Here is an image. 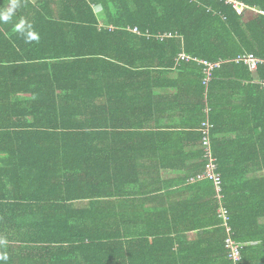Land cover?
Masks as SVG:
<instances>
[{
  "label": "trees",
  "instance_id": "obj_1",
  "mask_svg": "<svg viewBox=\"0 0 264 264\" xmlns=\"http://www.w3.org/2000/svg\"><path fill=\"white\" fill-rule=\"evenodd\" d=\"M18 3L0 23V264H179L169 235L191 231L217 238L199 264H264V0ZM175 158L185 190H211L212 223L178 221L190 204L163 223L162 198L140 190L162 186L150 161ZM219 201L233 239L257 243L241 262Z\"/></svg>",
  "mask_w": 264,
  "mask_h": 264
},
{
  "label": "crops",
  "instance_id": "obj_2",
  "mask_svg": "<svg viewBox=\"0 0 264 264\" xmlns=\"http://www.w3.org/2000/svg\"><path fill=\"white\" fill-rule=\"evenodd\" d=\"M33 2H37L38 0H31ZM8 6V4H6ZM258 15L259 13L255 10H247L246 13L243 15L246 16H254ZM152 162L153 172L157 174V171H155L157 168H160V181L162 182L161 188L158 186L155 187H147L144 189H140L146 193L149 194V196L153 197H161L162 198V208L163 210H167L169 213L167 217L162 218L163 223H172L176 224V222L173 220V215L177 217L181 210L185 209L186 207L192 205L194 209V213L190 216V218H178V221L182 222L183 225H206L208 223H212L211 216L207 215V213L202 211V206L205 203H208L211 197V190L210 189H193V190H185L186 188H189L190 186H186L183 183L182 180L186 179L188 176H190L191 172L188 170V167H186L183 164V160L179 159V161L175 159H170L169 162L164 161H150ZM167 166V167H166ZM172 168H176L178 171H173ZM193 182V181H192ZM215 188V186H214ZM139 189L135 187V190L132 191H138ZM215 191L216 188H215ZM154 195H152L153 193ZM218 193L216 192V197ZM216 199V198H215ZM217 201V200H216ZM221 202H218V210L221 208ZM190 204V205H188ZM82 205V204H81ZM83 207V206H82ZM263 223V222H262ZM203 232L198 231H191L188 233H173L169 235L171 239H173V248L174 252L177 256V262L179 264H199L197 256L200 255L199 253H202V248H205L208 244H213L216 242L217 238L212 236H203ZM226 234L227 239H225V248L226 242L229 238H234V232L232 231V228L230 225L226 227ZM234 240V239H233ZM235 241V240H234ZM236 242V241H235ZM207 244V245H205ZM239 244V243H238ZM19 246H28V243H22L18 242ZM214 245V244H213ZM244 249L246 247H255L257 246L256 241L247 242L245 244L240 243ZM227 250V249H226ZM34 250L30 251H19L20 256H25V260H28V258H41L43 256V252H40L41 250ZM191 252V254H190ZM260 253V251H255L254 254ZM58 255V254H57ZM228 259L230 261V253L228 254ZM233 262V261H232ZM24 264H28V262H24Z\"/></svg>",
  "mask_w": 264,
  "mask_h": 264
},
{
  "label": "built area",
  "instance_id": "obj_3",
  "mask_svg": "<svg viewBox=\"0 0 264 264\" xmlns=\"http://www.w3.org/2000/svg\"><path fill=\"white\" fill-rule=\"evenodd\" d=\"M234 7H235L236 12L239 15H243L244 13H246L247 10H251L250 8H247L244 5L239 4V3H235ZM244 60L251 65L252 70H256L257 64L260 61L253 54L245 56ZM205 63L208 64V62H205ZM210 66H212V65H210ZM206 143H207V141H205V144ZM206 177H208L214 181V184H215V187H216V190L218 193V197L221 198L222 177L219 173L216 172V167L213 164V162H211V164L208 165V173H207ZM200 178H205V176L200 177ZM219 211H220V214L224 218V226L227 227L228 222H229V217L227 216V211L224 210L222 207L220 208ZM226 247L230 251V258L234 263L241 262L243 260L244 247H242V245L235 242L232 238H229L226 242Z\"/></svg>",
  "mask_w": 264,
  "mask_h": 264
},
{
  "label": "clouds",
  "instance_id": "obj_4",
  "mask_svg": "<svg viewBox=\"0 0 264 264\" xmlns=\"http://www.w3.org/2000/svg\"><path fill=\"white\" fill-rule=\"evenodd\" d=\"M7 4L8 6L6 7H0V23H9L19 7L18 0H7ZM14 28L24 38L26 43L38 39V34L34 31L31 23L24 18L16 22ZM7 259V254L0 255V260L6 261Z\"/></svg>",
  "mask_w": 264,
  "mask_h": 264
}]
</instances>
